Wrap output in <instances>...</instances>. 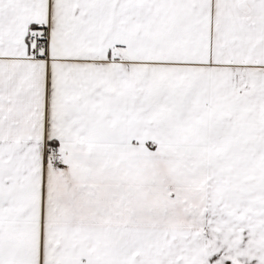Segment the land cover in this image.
<instances>
[{
    "label": "snow or ice",
    "instance_id": "1",
    "mask_svg": "<svg viewBox=\"0 0 264 264\" xmlns=\"http://www.w3.org/2000/svg\"><path fill=\"white\" fill-rule=\"evenodd\" d=\"M0 264H264V0H0Z\"/></svg>",
    "mask_w": 264,
    "mask_h": 264
}]
</instances>
